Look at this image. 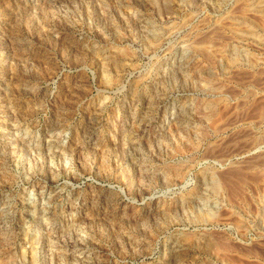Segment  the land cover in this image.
I'll list each match as a JSON object with an SVG mask.
<instances>
[{"label":"rangeland","instance_id":"rangeland-1","mask_svg":"<svg viewBox=\"0 0 264 264\" xmlns=\"http://www.w3.org/2000/svg\"><path fill=\"white\" fill-rule=\"evenodd\" d=\"M0 264H264V0H0Z\"/></svg>","mask_w":264,"mask_h":264}]
</instances>
